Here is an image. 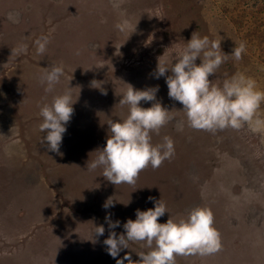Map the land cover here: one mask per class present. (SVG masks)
Segmentation results:
<instances>
[{
    "label": "rangeland",
    "instance_id": "1",
    "mask_svg": "<svg viewBox=\"0 0 264 264\" xmlns=\"http://www.w3.org/2000/svg\"><path fill=\"white\" fill-rule=\"evenodd\" d=\"M118 2L119 9L111 0H0V264H116L102 238L110 231L126 234L123 224L135 221L137 209H154L150 196L167 206L158 223L186 217L197 206L215 217L220 249L177 255L175 264H264V125L253 121L239 129L196 130L187 126L183 112L174 111V119L152 134V143L171 137L175 155L157 169H144L135 185L116 186L102 176V168L87 169L94 152L106 146L108 119L128 114L127 106L119 105L124 83L136 90L158 86L157 101L169 111L182 110L155 70L163 55L162 62L175 63L193 32L221 40L225 54L241 42L246 46L239 61L229 56L210 80L222 83L243 73L264 91V0ZM9 13L18 14L19 22L10 21ZM124 18L132 27L121 33L115 25ZM41 36L50 42L37 54L34 42ZM21 44H27V52L12 54ZM51 65H62L64 75L46 92L40 77ZM93 80L101 87H92ZM68 87L74 112L57 154L41 143L46 131L39 130V113ZM257 117L264 120V102ZM109 199L113 204L105 209ZM106 217L120 221V227L110 229ZM96 224L105 228L103 237L95 234ZM129 244L131 251L122 250L117 259L128 253L138 260V253L149 250Z\"/></svg>",
    "mask_w": 264,
    "mask_h": 264
},
{
    "label": "clouds",
    "instance_id": "2",
    "mask_svg": "<svg viewBox=\"0 0 264 264\" xmlns=\"http://www.w3.org/2000/svg\"><path fill=\"white\" fill-rule=\"evenodd\" d=\"M113 7L120 8L118 0H111ZM122 16L124 13H121ZM8 19L19 22V16L9 13ZM127 18L115 25L121 33L131 29ZM47 36L35 40L37 54H43L49 44ZM27 44H21L12 54L27 52ZM246 46L241 42L235 46L232 53L225 54L221 49V40H210L208 36L200 37L193 32L174 60L175 63L158 60L155 78L165 77L170 99L183 105L182 110L169 111L157 101L156 93L159 87L146 90H136L131 84H126L120 106H127L128 114L122 120L108 119V136L106 146L97 149L96 158L87 162L88 170L102 168V176L113 185H135L139 174L149 166L157 169L165 160L175 155L174 141L164 136L161 143H152V134H159L162 127L174 119V111L183 112L188 127L196 130L215 132L225 128L239 129L244 123L264 125V120L257 117L261 103L264 102V91L258 90L256 81L243 73H236L226 78L222 83L210 80L217 69L229 58L237 61L242 58ZM197 60L200 61L197 64ZM166 73H171L165 76ZM64 75L63 66L51 65L42 69L41 83L46 84V92H52L60 78ZM92 87L99 88L101 84L95 80ZM72 89L68 87L63 94L52 97L51 103L40 108L43 118L39 125L41 133L46 135L41 143L46 142L48 150L59 154L63 134L73 115ZM106 95L107 93L104 92ZM141 101L151 102V107H141ZM185 121H178L177 130L182 131ZM154 203V209L136 210V219H128L123 224L126 234L117 236L110 231L104 240L107 254L116 259V264H175L177 255H201L217 252L221 247L220 233L213 227L214 216L207 207H195L186 217L175 220L171 217L166 223H158V219L167 212L165 203L160 199L148 197ZM110 199L104 208L112 206ZM110 229L120 227V221L112 222L106 217ZM103 226L95 227L97 236L104 235ZM129 242L141 243L149 249L137 254L138 260H133L130 254L117 259L124 249L129 248Z\"/></svg>",
    "mask_w": 264,
    "mask_h": 264
},
{
    "label": "bare ground",
    "instance_id": "3",
    "mask_svg": "<svg viewBox=\"0 0 264 264\" xmlns=\"http://www.w3.org/2000/svg\"><path fill=\"white\" fill-rule=\"evenodd\" d=\"M6 6H8V5H6ZM8 7H9V6H8ZM3 10H4V9H3ZM41 12H42V11H41ZM38 16H39V15H38ZM36 17H37V16H36ZM35 21H36V20H35ZM52 21H53V20H52ZM63 22H64V21H63ZM19 24H20V23H19ZM19 24H18V25H19ZM221 30H222V29H221ZM223 31H224V30H223ZM225 32H226V31H225ZM226 33H227V32H226ZM226 33H225V34H226ZM56 38H57V37H56ZM136 38H137V37H136ZM136 38H135V39H136ZM53 39H54V38H53ZM56 40H57V39H56ZM71 40H73V38H72ZM71 40H70V41H71ZM70 41H69V42H70ZM58 44H59V43H58ZM72 44H73V42H72ZM74 45H75V44H74ZM103 46H105V45H103ZM61 48H62V47H61ZM75 48H76V47H75ZM49 49H50V48H49ZM54 54H55V53H54ZM57 54H58V52H57ZM52 55H53V54H52ZM90 55H91V54H90ZM88 56H89V55H88ZM85 57H86V56H85ZM98 57H99V56H98ZM90 58H91V57H90ZM83 59H84V58H83ZM90 60L92 61V58H91ZM96 62H97V61H96ZM81 63H82V62H81ZM64 64H65V63H64ZM79 65H80V64H79ZM86 65H87V64H86ZM76 66H77V65H76ZM82 66H83V65H82ZM83 67H84V66H83ZM80 68H81V67H80ZM18 72H19V70H18ZM19 73H20V72H19ZM21 81H22V80H21ZM22 82H23V81H22ZM22 82H21V83H22ZM30 82H31V81H30ZM21 83H20V84H21ZM24 85H25V84H24ZM22 86H23V85H22ZM28 86H29V85H28ZM30 86H31V85H30ZM30 86H29V87H30ZM186 128H187V127H186ZM174 131H175V130H174ZM179 132H180V131H179ZM254 152H255V151H254ZM255 153H256V152H255ZM17 154H19V153H17ZM21 157H22V156H21ZM250 157H251V156H250ZM251 158H252V157H251ZM21 160H22V159H21ZM251 160H252V159H251ZM217 161H219L218 158H217ZM252 161H253V160H252ZM184 162H185V161H184ZM243 166H244V165H243ZM170 167H171V166H170ZM170 167H169V168H170ZM214 169H215V168H214ZM198 171H199V170H198ZM199 172H200V171H199ZM204 172H205V171H204ZM234 172H236V170H235ZM203 174H204V173H202V175H203ZM236 176H237V175H236ZM200 177H201V175H200ZM189 178H190V177H189ZM225 178H226V177H225ZM240 178H241V177H240ZM246 179H247V177H246ZM206 182H207V181H206ZM244 182H245V181H244ZM186 183H187V182H186ZM25 184H26V183H25ZM222 185H223V183H222ZM223 187H224V186H223ZM221 188H222V187H221ZM225 188H227V187H225ZM231 188H232V187H231ZM183 189H184V188H183ZM197 190H198V189H197ZM210 190L212 191L211 188H210ZM224 190H225V189H224ZM226 190H227V189H226ZM229 190H230V189H229ZM225 192H226V191H225ZM106 193H107V192H106ZM201 193H202V192H201ZM220 193H221V190H220ZM195 194L197 195V192H196ZM191 195H193V194H191ZM200 195H203V194H200ZM216 195H217V194H216ZM225 195H228V194L225 193ZM221 197H222V195H221ZM223 197H224V194H223ZM225 197H228V196H225ZM229 197H230V196H229ZM201 198H202V197H201ZM204 198H205V197H204ZM207 198H208V197H207ZM230 198H231V197H230ZM247 198L250 199L249 197H247ZM227 199H228V198H227ZM232 199H233V198H232ZM242 199H243V197H242ZM248 199H247V200H248ZM206 200H207V199H206ZM240 200H241V199H240ZM163 201H164V200H163ZM222 201H223V200H222ZM224 201H225V200H224ZM227 201H229V200H227ZM174 202H175V201H174ZM234 202H236V201H234ZM234 202H231V203H234ZM222 203H224V202H222ZM231 203H229V204H231ZM237 203H238V202H237ZM237 203H236V204H237ZM239 203H240V202H239ZM246 203H247V202H246ZM249 203H250V200H249ZM189 204H191V203H189ZM234 204H235V203H234ZM234 204H233V205H234ZM251 204H252V203H251ZM256 204H257V202H256ZM258 204H260V203H258ZM231 205H232V204H231ZM242 205H243V204H242ZM248 205L250 206V204H248ZM169 206H170V204H169ZM222 206H223V205H222ZM222 206H221V207H222ZM234 206H235V205H234ZM239 206H240V204H239ZM166 207H167V206H166ZM250 207H252V206H250ZM175 208H176V207H175ZM175 208H174V209H175ZM181 208L183 209V207H181ZM181 208H179V209H181ZM176 209H177V208H176ZM179 209H178V211H180ZM223 209H224V208H223ZM225 209H226V208H225ZM242 209H244V206H243ZM253 209H254V208H253ZM261 209H262V208H261ZM230 210H232V211L234 210V211H235V209H230ZM239 210H240V208H239ZM181 211H182V210H181ZM242 211H244V210H242ZM176 212H177V211H176ZM182 212H183V211H182ZM224 212H225V210H224ZM226 212H227V210H226ZM240 212H241V211H240ZM177 213H178V212H177ZM177 213H176V214H177ZM222 213H223V212H222ZM234 213H235V212H234ZM180 214H181V213H180ZM182 214H183V213H182ZM185 214H186V213H185ZM231 214H232V213H231ZM170 215H171V214H170ZM183 215H184V214H183ZM223 215H225V214H223ZM186 216H187V215H186ZM215 216H216V215H215ZM166 217H167V216H166ZM179 217H180V216H179ZM182 218H183V217H182ZM214 218H215V217H214ZM163 219H164V218H163ZM177 219H178V218H177ZM229 219H230V218H229ZM84 220H85V219H84ZM227 221H228V220H227ZM166 222H167V221H166ZM93 223H94V222H93ZM222 223H223V222H222ZM97 224H98V222H97ZM97 224H96V226H98ZM101 225H102V224H101ZM216 229H217V228H216ZM109 231H110V230H109ZM109 231H107V232H109ZM55 232H56V231H55ZM116 232H117V231H116ZM105 233H106V232H105ZM118 233H119V232H118ZM56 234L58 235V233H56ZM232 234H233V233H232ZM104 235H105V234H104ZM106 235H107V234H106ZM119 235H120V233H119ZM119 235H118V236H119ZM220 235H221V234H220ZM54 236H56V235L54 234ZM58 236H59V235H58ZM225 236H226V235H225ZM229 236H231V235H229ZM97 237H98V236H97ZM99 237H103V236H99ZM234 237H235V236H234ZM226 238H227V237H226ZM103 239H107V238L104 237V238H102V240H103ZM224 240H225V239H224ZM59 242H60V241H59ZM226 242H227V241H226ZM226 242H225V243H226ZM227 243H228V242H227ZM229 243H230V242H229ZM101 244H102V243H101ZM139 244L141 245V243H139ZM129 245H130V244H129ZM137 245H138V244H137ZM235 245H236V243H235ZM99 246H100V245H99ZM228 246H231V244L228 245ZM131 247H133V246H131ZM51 248H52V247H51ZM233 248H234V247H233ZM74 249H75V248H74ZM100 249H101V248H100ZM100 249H99V250H100ZM135 249H136V248H135ZM140 249H141V248H140ZM99 250H98V251H99ZM104 250H105V249H104ZM126 250H130V249H126ZM132 250H134V249L132 248ZM227 250H228V249H227ZM100 251H101V250H100ZM100 251H99V252H100ZM130 251H131V250H130ZM130 251H128V252H130ZM138 251H139V250H138ZM142 251H144V250H142ZM142 251H141V252H142ZM69 252H70V251H69ZM75 252H76V251H75ZM242 253H244V252H242ZM127 254H128V253H127ZM131 254H132V252H131ZM133 256H134V255H133ZM251 257H252V256H251ZM42 258H43V257H42ZM60 258H61V256H60ZM79 258L81 259V257H79ZM132 258H133V257H132ZM31 260H32V259H31ZM31 260H30V261H31ZM74 260H75V259H74ZM94 260H95V259H94ZM134 260H135V259H134ZM68 262H69V261H68ZM71 262H73V260H72ZM78 262H79V264H80V261H78ZM81 262H82V261H81ZM29 263H30V262H29ZM91 263H92V262H91ZM125 264H126V262H125Z\"/></svg>",
    "mask_w": 264,
    "mask_h": 264
}]
</instances>
